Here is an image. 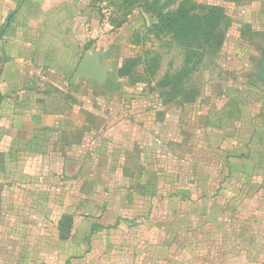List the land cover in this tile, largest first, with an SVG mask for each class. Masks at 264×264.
Returning a JSON list of instances; mask_svg holds the SVG:
<instances>
[{
	"label": "crops",
	"instance_id": "crops-1",
	"mask_svg": "<svg viewBox=\"0 0 264 264\" xmlns=\"http://www.w3.org/2000/svg\"><path fill=\"white\" fill-rule=\"evenodd\" d=\"M97 2L0 0V264H263L264 149L248 158L239 157L240 146L212 155L216 166L196 181L191 166L186 191L179 192L163 183L161 169L145 166L146 150H138L136 169L128 149L131 134L115 131V120L98 116L99 104L108 100L98 94L110 91L109 85L96 83L85 111L74 98L82 99L80 80H91L74 83L71 77L72 99L66 98L64 61L78 56L79 64L83 9ZM213 6L223 9L229 31L235 25L230 15ZM244 19L223 60L237 75L241 64L234 46L247 40L243 28L250 37L261 24L251 12ZM225 41L227 34L222 47ZM263 52L248 72L252 78ZM211 88L209 82L205 94ZM263 98L250 105L261 106ZM242 115L239 106L238 120ZM251 117L245 123L252 139L264 142V119L255 123ZM246 159L247 185L256 192L241 199L236 192L242 183L230 181H239L237 163ZM147 171L154 182L129 183L131 173ZM116 174L125 180L122 187L113 181ZM215 187L223 192L218 195ZM198 209L204 212L195 213Z\"/></svg>",
	"mask_w": 264,
	"mask_h": 264
},
{
	"label": "rangeland",
	"instance_id": "rangeland-1",
	"mask_svg": "<svg viewBox=\"0 0 264 264\" xmlns=\"http://www.w3.org/2000/svg\"><path fill=\"white\" fill-rule=\"evenodd\" d=\"M127 1H132L133 4H126ZM181 1L183 0H98L91 9H83L80 35L84 45L79 54L83 56L87 52H102L105 55L101 63L111 68L110 85L107 87L110 91L98 94V97H108L107 104H99L98 116L104 120H115L112 125L115 131L128 130L131 134L128 149L132 155L130 160L136 162V169L139 167L138 150H146L148 158L145 159V166L148 169L151 166L161 169L163 183L173 184L179 192H185L187 176L194 172L196 181L198 176L207 175L203 173H207L210 166H216L217 159L212 155H222L239 146L237 149L247 152L246 146L253 135L251 136L249 127L246 131L245 119L259 108L250 104L264 97V85L248 75V72L255 70V61L260 57L261 50H264V0H193L223 6L236 26L232 25L229 31L226 27L220 30L224 37L227 34V42L225 41L224 47L221 46L222 50L221 47L216 50V45L211 44L209 56L200 61L195 73L181 87L182 97L172 99L173 89L171 85L166 86L163 79L184 66L186 50L170 36H154L151 32L157 24V14L174 11ZM248 12L253 16L257 15L261 24L250 37L247 36V28H243V36L248 43L247 40H239L238 45L234 46L241 64L240 70L238 69L240 75H237L231 69L224 68L227 61L223 60L231 49L230 38L237 35V26L245 21L244 16ZM77 57L70 61L67 56L64 61L67 66L64 82V87L68 89L66 98L73 91L70 90V79L78 65ZM53 81L57 84V79ZM224 81L228 82L229 88L224 85ZM209 82L212 87L210 95L205 94V87ZM79 83L82 85V99H74L82 101L81 109L86 111L89 91H94L97 84L86 80H80ZM189 95H197L199 99L185 106L181 101ZM239 106L242 107V116L246 114L244 120L243 117L238 120ZM263 119H259L260 123ZM154 122L160 123L154 125ZM239 130L242 131V143L239 142ZM161 146H166L168 153H164L165 148L161 149ZM155 152L159 157L154 156ZM237 164L242 169V175L239 181L230 182H241L243 187L236 195L241 199L255 196L256 191L249 189L247 185L251 162L246 159ZM230 165H233L232 162ZM191 166L193 172L190 170ZM147 172L140 175L131 173L129 183L133 182L134 185L154 182L152 173ZM113 181L117 187H122L121 183L125 180L122 175L116 174ZM215 190L218 195L223 192L216 187ZM233 192L231 189L224 191L227 197H233ZM260 192L257 191V197H261ZM162 194L168 196L165 192ZM203 212L198 209L195 213L200 215ZM218 212L215 211L216 214ZM196 225H201V222H196Z\"/></svg>",
	"mask_w": 264,
	"mask_h": 264
},
{
	"label": "trees",
	"instance_id": "trees-1",
	"mask_svg": "<svg viewBox=\"0 0 264 264\" xmlns=\"http://www.w3.org/2000/svg\"><path fill=\"white\" fill-rule=\"evenodd\" d=\"M125 3L129 5L133 4L132 1ZM156 17L157 24L153 27L151 34L154 36L158 34L168 35L186 50L184 66L176 73L166 75L163 79L166 86L171 85L173 89L172 99H177L182 97L181 87L195 73L196 66L200 61L209 56L211 44L216 45L214 47L216 50L220 49L223 45L225 37L222 35L223 33H220V30L222 31L223 27H226L227 30L230 21L220 7L197 4L191 0H183L174 11L167 13L160 12ZM193 59L195 60V64L192 63ZM257 82L262 84L259 81ZM106 85H110V80L107 81ZM196 97L197 95H189L184 97V99L193 100ZM259 107V111H256V114L251 117L255 123L257 120L264 118V103ZM248 109L250 108L248 107ZM254 128L256 129V125H254ZM247 130L248 126H246ZM246 149L247 152H241L239 157L248 158L250 152L263 150L264 142L260 140L254 142L251 138Z\"/></svg>",
	"mask_w": 264,
	"mask_h": 264
},
{
	"label": "water",
	"instance_id": "water-1",
	"mask_svg": "<svg viewBox=\"0 0 264 264\" xmlns=\"http://www.w3.org/2000/svg\"><path fill=\"white\" fill-rule=\"evenodd\" d=\"M104 56L102 52L85 53L72 76L71 82L83 78L96 82L98 85H106L110 78L109 72L111 68L110 66L102 65L101 59ZM251 75L264 84V52L257 63V71L251 72Z\"/></svg>",
	"mask_w": 264,
	"mask_h": 264
}]
</instances>
